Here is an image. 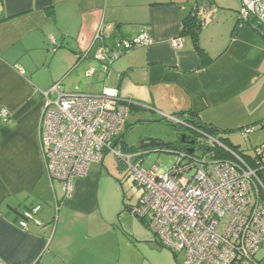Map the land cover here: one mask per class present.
Returning <instances> with one entry per match:
<instances>
[{
    "label": "crops",
    "instance_id": "0c3cea01",
    "mask_svg": "<svg viewBox=\"0 0 264 264\" xmlns=\"http://www.w3.org/2000/svg\"><path fill=\"white\" fill-rule=\"evenodd\" d=\"M192 6L193 0H0V109L11 119L0 117V259L6 264L38 257L39 264H100V171L91 165L56 210L61 191L52 188L39 140L42 92L60 81L73 91V82L64 83L73 70L81 67L87 77L95 67L87 78L101 90L117 87L136 120L189 111L229 131L231 144L245 127L252 128L242 132L251 145L264 143V34L240 21L239 0H212L195 39L183 32ZM118 25L127 38L146 31L154 41L103 72L96 33ZM176 38L180 48L173 46ZM35 205L42 206L43 225L30 222L24 230L21 213Z\"/></svg>",
    "mask_w": 264,
    "mask_h": 264
},
{
    "label": "built area",
    "instance_id": "2783aa9c",
    "mask_svg": "<svg viewBox=\"0 0 264 264\" xmlns=\"http://www.w3.org/2000/svg\"><path fill=\"white\" fill-rule=\"evenodd\" d=\"M239 1L240 21L264 26V0ZM212 7V0H193L191 12L205 18ZM110 34L100 26L95 37L99 42L95 59L103 72L126 52L154 41L143 31L133 38L118 37L112 47L105 43ZM173 46L180 48L181 40L174 39ZM96 71L91 67L86 76H94ZM42 96L39 140L52 188L54 181L61 188V195L55 197L56 210L72 196L76 179L114 152L129 166L134 182L143 191L131 211L146 222L161 246L184 255L183 264H264V180L260 175L264 143L254 149L256 156H261L256 169L219 138L189 126L212 142L203 154L178 150L170 169L156 164L143 168L145 151H116L114 140L129 114L117 87L104 86L95 93L66 91L60 81ZM0 117L6 123L11 121L5 108L0 109ZM168 119L185 124L176 116ZM242 132L248 135L252 128L245 127ZM217 148L228 156L218 157ZM41 210V205L25 209L19 226L28 230L30 222L43 225L38 217ZM39 263L40 257L29 264ZM0 264L6 263L0 259Z\"/></svg>",
    "mask_w": 264,
    "mask_h": 264
},
{
    "label": "rangeland",
    "instance_id": "374dc122",
    "mask_svg": "<svg viewBox=\"0 0 264 264\" xmlns=\"http://www.w3.org/2000/svg\"><path fill=\"white\" fill-rule=\"evenodd\" d=\"M64 81L65 84L73 82V91L95 93L101 90L93 78L85 77L81 67L65 76ZM127 120L128 124L123 128L121 137L129 149L124 148V144L120 142L116 151L136 154L145 149L143 168L156 164L163 170L170 169L177 161V151L180 148H142L139 145L144 138L178 141V130L173 128L167 119L152 122L151 119H146V116L136 120L132 115H128ZM231 136L235 144L232 146L240 153L255 155L256 145H251L249 137L243 136L240 131ZM202 139L204 144L212 145L210 139ZM195 153L203 154L204 148H198ZM91 169L100 171V264H183L184 255L161 246L154 232L131 211L138 204L143 191L134 182L129 166L114 152H110L106 154L103 162L93 163ZM260 174L264 180V169ZM54 185L60 192L59 182L54 181Z\"/></svg>",
    "mask_w": 264,
    "mask_h": 264
},
{
    "label": "trees",
    "instance_id": "16d2710c",
    "mask_svg": "<svg viewBox=\"0 0 264 264\" xmlns=\"http://www.w3.org/2000/svg\"><path fill=\"white\" fill-rule=\"evenodd\" d=\"M204 23H205V18H200L199 16L194 15L191 12V13H189V15L186 18H184V31L183 32L184 33H190L196 39V36L198 35V33H199L200 29L202 28V26L204 25ZM258 27H259V30L264 34V26L259 25ZM120 28H121L120 25H118L116 27L115 31H113V33H111L110 36L108 38H106L105 43L114 47L116 39L118 37L127 38L120 33L121 32ZM81 59H82V56L79 57L78 63L81 61ZM176 117L178 120H180L181 122H183L185 124L173 122L170 120H168L167 122L173 128L177 129L178 131L187 133L189 135H193L192 140L194 139L196 141L198 137H203V138H205V137L202 134L192 130L189 126L195 127L197 129H199L200 131L202 130L203 132H205L208 135L215 136V137L219 138L225 145H227L228 147L232 148L235 151H238V149H236L234 146H232V144L229 142L228 137L225 136L227 134V132H229V131H222V130L217 129L216 127H214L212 125H207V124L201 122L198 119V117L195 115V113H193V112H189V111L188 112H180L176 115ZM188 130H192V131L188 133L187 132ZM120 142H122L124 144V146H123L124 148H126L127 150L129 149V147L125 144V142L122 141L121 134L118 136V138L114 144L117 146ZM197 143L199 144V142H197ZM184 147L185 146L182 145V142L179 139L178 141L171 142V147H169V148H180L178 150H183ZM200 147H203L204 151L207 150V148H208L207 145L204 144L203 141L201 142ZM200 147H198V148H200ZM194 148H195V151L198 149L196 147H194ZM143 150L144 149H142L141 151H143ZM254 151H256V150H254ZM238 152H240V151H238ZM240 154H242V153H240ZM217 156L222 158V157H227L228 155L224 154L222 152V150L217 148ZM243 156L246 159V161L249 164H251V166H253L254 168L257 166V163H256L257 158L261 157V156H259V154H257V156H256V154L252 155V156L244 154ZM246 156H247V158H246ZM262 163L264 164V157H263ZM142 221L146 224V222L144 220H142Z\"/></svg>",
    "mask_w": 264,
    "mask_h": 264
},
{
    "label": "water",
    "instance_id": "95a60500",
    "mask_svg": "<svg viewBox=\"0 0 264 264\" xmlns=\"http://www.w3.org/2000/svg\"><path fill=\"white\" fill-rule=\"evenodd\" d=\"M177 130V129H176ZM179 132V136H180V141L181 142H185L186 139V133L178 131ZM196 143V141L193 139L190 142L186 143L189 145L194 146V144ZM142 148H156V147H161V148H169L171 147V142H167V141H163L160 140L158 138H144L141 142L140 145ZM184 151H187L189 153H194L195 152V148H188V147H184L183 148Z\"/></svg>",
    "mask_w": 264,
    "mask_h": 264
},
{
    "label": "flooded vegetation",
    "instance_id": "af4514ba",
    "mask_svg": "<svg viewBox=\"0 0 264 264\" xmlns=\"http://www.w3.org/2000/svg\"><path fill=\"white\" fill-rule=\"evenodd\" d=\"M186 135L187 136H186L185 142H182V145H184V146H186L188 148H192V147L198 148V147H200L201 142L203 141V139H202L203 137H198L197 140H196V143L194 144V146H192V145H189V144H186V143H188V142H190L192 140V136L193 135H189L187 133H186ZM197 142H199V144Z\"/></svg>",
    "mask_w": 264,
    "mask_h": 264
}]
</instances>
